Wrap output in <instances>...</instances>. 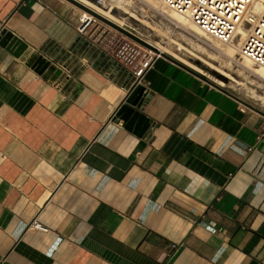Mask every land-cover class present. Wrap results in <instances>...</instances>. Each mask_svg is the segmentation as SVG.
Returning a JSON list of instances; mask_svg holds the SVG:
<instances>
[{"label": "crops", "instance_id": "0c3cea01", "mask_svg": "<svg viewBox=\"0 0 264 264\" xmlns=\"http://www.w3.org/2000/svg\"><path fill=\"white\" fill-rule=\"evenodd\" d=\"M78 23L66 0H0L28 44H0V264H264V115L156 58L139 136L114 119L136 67Z\"/></svg>", "mask_w": 264, "mask_h": 264}, {"label": "rangeland", "instance_id": "374dc122", "mask_svg": "<svg viewBox=\"0 0 264 264\" xmlns=\"http://www.w3.org/2000/svg\"><path fill=\"white\" fill-rule=\"evenodd\" d=\"M66 1L69 2L70 6L78 12L79 19L81 13H84V10L75 3L69 0ZM79 1L109 17L116 23L133 30L134 33L149 43L162 49V51L168 54V56L176 57L180 61L183 60V62L202 72L209 79L224 87V89L231 93L233 92L234 95L236 94V96L238 95L244 99L247 104L264 111V100H262L264 99V77H261L250 71L248 68L238 64V58L234 59L228 56L220 51V49L213 46L214 44L212 45L208 43V41L202 39L193 31L181 27L162 11H159L158 9L155 10V8L150 7L142 0H106L107 2L103 6H100L94 0ZM103 2H105V0ZM85 33V36L93 46L103 48L106 45H110L114 47L115 52H117L121 58H124V60L119 61L123 63V65L127 64L133 68L136 67L137 70L143 66L150 56L166 59L176 64L162 54H152L149 51V47L135 41L96 15H94V18ZM205 62L217 64L219 68L229 72L231 79L233 80L237 79L247 82L249 89L253 91V94L255 95L250 100H246L243 97V94L245 93H242L243 90L232 87L233 85L231 83H233V80H229L228 83L230 84L222 85L216 76L206 75L203 67ZM198 78L201 79L200 77ZM204 81L207 82L206 80ZM230 85L232 86L230 87Z\"/></svg>", "mask_w": 264, "mask_h": 264}, {"label": "built area", "instance_id": "2783aa9c", "mask_svg": "<svg viewBox=\"0 0 264 264\" xmlns=\"http://www.w3.org/2000/svg\"><path fill=\"white\" fill-rule=\"evenodd\" d=\"M102 1V0H101ZM166 7L189 18L202 31L223 43L235 39L237 30L247 26V33L240 47V54L264 68V0H156ZM92 19L84 21L81 17L76 27L80 35L86 30ZM159 55V54H158ZM157 57L150 58L137 71L133 72L134 83H143L146 70ZM145 85V84H144ZM147 88V86L145 85ZM148 90V89H147ZM249 108L242 103L240 108ZM264 136V125L257 138ZM251 149V148H249ZM29 227L46 231L47 227L36 218ZM178 245L173 244V249Z\"/></svg>", "mask_w": 264, "mask_h": 264}, {"label": "water", "instance_id": "95a60500", "mask_svg": "<svg viewBox=\"0 0 264 264\" xmlns=\"http://www.w3.org/2000/svg\"><path fill=\"white\" fill-rule=\"evenodd\" d=\"M69 1L75 3L76 5H78L79 7L83 8V9H86L85 6H83L81 3H79L76 0H69ZM93 14L98 16V17H101L95 13H93ZM101 18L103 20H105L107 23H109L110 25H112L113 27H115L116 29H118L119 31H121L122 33H124V34L128 35L129 37H131L132 39H134L135 41H137V42H139V43H141V44H143L149 48L155 49L158 52V50L155 47H153L151 44H149L148 42H146L145 40L140 38L138 35L132 33L131 31L127 30L126 28H123V27L116 25L115 23L107 20L106 18H103V17H101ZM0 44L2 46L6 47L9 51H11L17 57L21 56L22 53L28 48V44L22 38H20L13 31H11L7 28H3L0 32ZM159 54L166 56L167 58H169L170 60H172L173 62L178 64L179 66L184 67L185 69H187L188 71H190L194 75L200 77L201 79L206 80L207 82L214 85L218 89L222 90L226 94L234 97L235 99H237L238 101H240L242 103H245L246 105H248L252 109L257 110L264 115V111L257 109L250 104H247L244 100H242L238 96L234 95L233 93L229 92L228 90H226L224 88L219 87L215 83L207 80L205 76L196 73L192 69L188 68L187 66L180 63L179 61L169 57L165 53H159ZM28 64L30 66H32V68L35 71H37L38 73H44L47 70L49 72L54 71L53 67L51 66V61L47 60V58H45L43 55L31 56L29 61H28ZM150 97H151V94L149 93V91L147 90V88L145 87L144 84L140 83L139 81L134 83L131 86L130 91H129L128 95L126 96V98L124 99L123 103L116 110V112L114 114V119L123 120L125 123V128L133 131L134 133L138 134L139 136L148 135L150 132V121L147 117L144 116L142 111L145 109ZM260 232L264 235V225L262 226ZM251 264H262V263L253 261Z\"/></svg>", "mask_w": 264, "mask_h": 264}, {"label": "bare ground", "instance_id": "6f19581e", "mask_svg": "<svg viewBox=\"0 0 264 264\" xmlns=\"http://www.w3.org/2000/svg\"><path fill=\"white\" fill-rule=\"evenodd\" d=\"M78 1L79 3H81L83 6L86 7V9H83L84 10V13L82 14L81 18L84 20V21H88V20H91L94 18V14H97L103 18H106L107 20L115 23L116 25L120 26V27H123V28H126L124 27L123 25H120L118 23H116L115 21H113L112 19H110L109 17L99 13L98 11L92 9L91 7H89L88 5L82 3L81 1L79 0H76ZM96 3H98L100 6H103L105 5V3L107 2L105 0V2H103L104 0H102V2L100 0H94ZM144 3L148 4L150 7L152 8H155L158 9L159 11H162L165 15H167L169 18H171V20L175 21L176 23H178L181 27H184L186 29H189L191 31H193L195 34H197L199 37H201L202 39L208 41V43L210 44H214L213 46H215L216 48L220 49V51L224 52L225 54H227L228 56L234 58V59H237L238 58V64L242 65L243 67H246L248 68L250 71H252L253 73L255 74H258L259 76L261 77H264V68L257 65L256 63H254L253 61H251L250 59H248L247 57H244L240 54V47H241V44L243 42V39L244 37L246 36V33H247V26H243V27H240L238 30H237V33H236V36H235V39L233 41H231L230 43H223V42H220L218 41L217 39L213 38L212 36L208 35L207 33H205L204 31H202L197 25H195L189 18H187L186 16L182 15V14H179L177 12H175L174 10L166 7L165 5H163L162 3L156 1V0H142ZM153 4H152V3ZM159 6V7H157ZM162 7V8H161ZM172 12V13H171ZM161 13V12H160ZM175 15H174V14ZM163 15V14H162ZM180 16V17H179ZM127 30L131 31L132 33L133 30H130L128 28H126ZM145 33V32H144ZM136 34V33H134ZM146 34V33H145ZM137 35V34H136ZM148 35V34H146ZM139 36V35H138ZM140 37V36H139ZM142 38V37H140ZM143 39V38H142ZM145 40V39H143ZM146 41V40H145ZM148 42V41H146ZM149 43V42H148ZM151 44V43H149ZM153 47H155L159 53H164L162 51V49H159L157 46L151 44ZM149 51L154 54V55H158L159 53L155 50V49H152V48H149ZM166 54V53H165ZM168 55V54H167ZM170 56V55H169ZM172 57L173 59L177 60L176 58H174L173 56H170ZM179 61V60H177ZM180 62V61H179ZM182 63V62H180ZM183 64V63H182ZM185 65V64H184ZM186 66V65H185ZM204 72H206V75L208 76H216V78L220 81V84H230L228 83L229 80H233L231 79V76H230V73L227 72V71H224L222 68H219L217 66V64H213L212 62L210 63H204ZM189 68V67H188ZM191 69V68H190ZM193 70V69H192ZM195 71V70H193ZM196 73L200 74V75H203L197 71H195ZM205 76V75H203ZM207 80L215 83L214 81H212L211 79H209L207 76H205ZM216 85H218L219 87L221 88H224L222 87L221 85L215 83ZM232 85H230V87H234V88H238L240 90H243L242 93L243 94V97L247 100H250L255 94H253V91H251L249 89V85L247 82L245 81H240V80H233V83H231ZM249 92H248V91ZM240 98V97H239ZM242 99V98H241ZM243 100V99H242ZM264 100V99H262Z\"/></svg>", "mask_w": 264, "mask_h": 264}]
</instances>
